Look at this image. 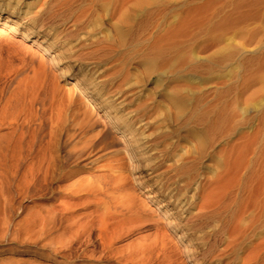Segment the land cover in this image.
<instances>
[{"label": "rangeland", "instance_id": "374dc122", "mask_svg": "<svg viewBox=\"0 0 264 264\" xmlns=\"http://www.w3.org/2000/svg\"><path fill=\"white\" fill-rule=\"evenodd\" d=\"M0 9L16 25L0 34V264H59L60 255L84 264L105 241L118 251L106 264H264V0H0ZM168 43L175 46L176 75L157 80L145 55ZM78 63L97 92L108 90L139 114L135 125L148 139L156 129L171 130L174 145L158 138L155 176L132 181L131 194L148 216L129 208V195H66L73 203L67 211L54 201L55 235L66 229L51 256L44 226L52 113L66 114L59 141L67 144L60 149L67 169L100 165L119 149V133L105 129V116L91 110L72 78ZM172 85L186 105L169 113ZM85 114L100 122L88 127ZM85 145L74 159L71 153ZM189 159L201 176L197 190L183 182L180 163ZM158 187L164 197L174 188L170 215L146 197ZM182 198H189L184 212ZM106 210L112 239L94 231L86 241ZM188 248L193 261H186Z\"/></svg>", "mask_w": 264, "mask_h": 264}, {"label": "bare ground", "instance_id": "6f19581e", "mask_svg": "<svg viewBox=\"0 0 264 264\" xmlns=\"http://www.w3.org/2000/svg\"><path fill=\"white\" fill-rule=\"evenodd\" d=\"M6 12L5 10L0 9V34L3 33L4 27L9 26L11 28L16 29V25H13L14 22L13 15ZM120 28H114L115 32H120ZM23 35L25 38L31 37L30 32L24 31ZM115 38L120 41L123 38V35L118 33L115 35ZM45 42L46 41H42ZM40 48L42 52H50L52 49L51 45L41 44ZM153 55L146 56L145 60L148 65V70L157 73V80H160L165 75H170L173 77L176 75V67L177 61L174 58V55L171 54L175 50V46L172 43H168L166 45L155 46L153 47ZM52 52V51H51ZM74 73H72V78L78 88L82 89L86 94V97L91 102V110L96 112V108L101 110V115L105 116L104 119V127L106 130H112L115 133H119V142L117 145L119 149H115L112 152V156L110 160L97 165V166H81L75 168L67 169L65 166L69 165L68 159L63 158L60 154V149L63 146V142L60 140V134L63 128V122L66 120V114L62 112L60 108L56 109L55 112L52 113L50 117V125L48 131V138L46 142V152H47V178H48V198L50 200V205L48 206V210L46 213L45 219V233L47 238L48 252L54 255V252H57L58 249L62 247L63 243V235L66 229L65 226H61L62 231L60 234L55 235V209H54V201H58L63 210L67 211L72 208L73 203L69 202L70 200H65L64 197L70 196L74 197V195L80 194L81 192L90 191L93 193H100L101 195L105 193H110L112 195L122 194L123 196L129 195L130 198H127V202H129V208L131 207L133 210L140 212V214L148 216L147 205L143 203H139L137 197L131 192L134 191L135 184H133V180L139 183V178L142 176H151L154 177V171L156 170V164L159 161V156L162 155L161 151H158L157 139L158 138H169L170 145H174L172 142V138L174 135L169 130L165 132L163 129H156L155 138L148 139L147 135L140 128L142 125H135L137 123V114L134 111L126 110L120 101L116 103V97H114L113 93H110L108 90H105L104 93L97 92L95 90V84H92L87 77V73L85 68L81 64H77ZM76 66V65H74ZM154 68V69H153ZM169 95L172 97L173 101L168 105L167 110L169 113L176 110H180L186 105V98L184 95L178 93V88L173 85L168 89ZM69 93H67L68 95ZM66 102H69L70 96H67ZM114 97V98H113ZM84 119L86 125L92 128L94 125H97L100 122L99 119H93L90 114H85ZM206 119V118H205ZM169 135V136H168ZM200 134H197L199 137ZM204 138L205 135H204ZM78 142H72L70 149L77 147ZM205 141L201 139L200 147L204 146ZM65 144L64 146H66ZM86 145L72 152L71 154L76 155L74 159L81 156L85 150ZM185 153L188 152V149H185ZM167 152V151H165ZM189 154V153H188ZM190 160V159H189ZM186 163H180L181 169H183V174H185L186 180L185 185H189L192 183L196 184L194 187L195 190L199 189L202 186L199 172L196 173L195 163H193V159ZM191 171V172H190ZM142 172H145L142 175ZM194 172V175L193 173ZM196 173V174H195ZM84 174L80 180L70 185H64L63 181L68 177L74 175ZM134 176V177H133ZM56 182V186H53V183ZM132 182V183H131ZM154 187V186H153ZM168 188V187H167ZM184 188V186H183ZM154 190V191H153ZM166 189H164L165 191ZM174 188H170L169 192H167V197H164V191L162 193L159 192V187L157 189H152L153 194H146V197H150V199H155L158 207L162 208L163 215H170V209H175L172 195L171 193ZM176 196L178 199L181 196L180 190L176 188ZM171 193V194H170ZM162 195L158 198V195ZM192 197V195H191ZM99 199H102V196H99ZM188 199L182 198L178 202L180 204V209L184 212L188 204ZM188 204V205H187ZM172 207V208H171ZM109 212L106 210L103 215H101L95 224H91V226L87 229V234L85 236L86 241H89L94 231L97 232L99 238L104 239L112 238L108 235V217ZM176 218V216L174 217ZM152 221L155 219L150 217ZM176 220V219H174ZM178 225L176 221L171 223L170 226ZM183 238V237H181ZM58 246V248H57ZM94 251V250H91ZM102 253L100 254H90L88 259L83 258L81 261H85L84 264H106V262L111 261V257L116 254L118 251L111 248V244L109 241H105L102 248ZM107 253V257L105 256ZM186 256V261H193L195 258H191L193 249H186L183 252ZM49 254V255H50ZM111 255V257H110ZM109 256V257H108ZM60 259H57V263L59 264H79L75 262V259L69 255H60ZM87 261V262H86ZM81 264V263H80Z\"/></svg>", "mask_w": 264, "mask_h": 264}]
</instances>
